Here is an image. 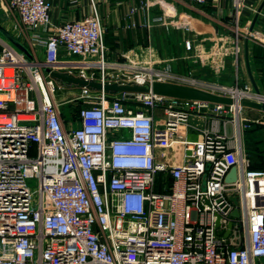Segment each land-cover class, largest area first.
<instances>
[{
    "label": "built area",
    "instance_id": "built-area-1",
    "mask_svg": "<svg viewBox=\"0 0 264 264\" xmlns=\"http://www.w3.org/2000/svg\"><path fill=\"white\" fill-rule=\"evenodd\" d=\"M4 1L14 19L9 31L32 56L0 38V264H264V170L248 157L244 105L88 86L59 99L66 85L51 71L104 84H189L237 101L264 94L239 81L199 85L155 59L108 60L94 1L89 14L63 23H53L49 0ZM233 4V47L223 42L207 53L217 73L225 67L218 52L238 68L242 35L254 34L239 24L247 0ZM157 20L192 30L181 19ZM186 46L199 48L190 38ZM64 104L78 111L65 118ZM193 129L198 139L189 138ZM177 142L182 164L170 159Z\"/></svg>",
    "mask_w": 264,
    "mask_h": 264
},
{
    "label": "crops",
    "instance_id": "crops-1",
    "mask_svg": "<svg viewBox=\"0 0 264 264\" xmlns=\"http://www.w3.org/2000/svg\"><path fill=\"white\" fill-rule=\"evenodd\" d=\"M49 1L53 23L84 17L91 12L94 1L106 26V56L110 61L124 60L125 55L139 61L155 59L157 66H169L177 74L194 78L199 85L218 81V84L233 86L239 81L241 86H249L251 92L256 93V89H259L264 94V0H247V5L240 13L239 24L242 29H249L254 34L242 35L238 68L233 65L232 55L223 56L218 52L225 63L220 73L214 70L213 57L207 59V53L223 42L233 47L232 37L235 36L237 25L233 0H212L204 5L181 0ZM159 17L181 19L190 23L192 30L187 32L163 24L157 20ZM13 20L7 13L5 1L0 0V23L12 31ZM40 32L47 35L46 31ZM0 38L10 42L1 32ZM189 38L199 48L188 49L186 41ZM43 49V46L39 49L40 56L44 55ZM204 53L202 60L200 56L203 58ZM243 114L251 120L253 135L260 140L264 136V110L244 105ZM193 123L203 126L205 122L193 119ZM229 130L232 131V128L229 127ZM192 133L199 136L196 129L189 131L188 136ZM176 147L181 150L182 156L176 155ZM260 147L263 154L264 143ZM172 152V163L182 164L185 161V150L181 142L175 143Z\"/></svg>",
    "mask_w": 264,
    "mask_h": 264
},
{
    "label": "water",
    "instance_id": "water-1",
    "mask_svg": "<svg viewBox=\"0 0 264 264\" xmlns=\"http://www.w3.org/2000/svg\"><path fill=\"white\" fill-rule=\"evenodd\" d=\"M260 11L261 9H259V13ZM257 17L258 15L255 17L251 29H253ZM0 32L20 50H22L28 56H32V53L28 49V47L19 38H17L8 29H6L1 23H0ZM47 71H50V69H47ZM51 75L57 81L63 83L66 86H70V87L88 86L95 90L104 89L111 94L126 92L128 93L129 96H133L132 92L154 91L156 93L164 94L168 96H176L187 99L207 101L210 102L211 104H215V103L232 104L235 102H240L242 105L252 106L264 110V101H256V100H248V99H242L240 101H237L232 96L223 95L221 93H217L199 86L189 85V84L175 83L170 81H155L153 84L150 83L139 84L136 82L115 81L112 83L104 84L101 81H97L95 79H85L83 77H79L62 71H51ZM256 91L257 93H261L259 89H256ZM235 177H236V168H233L230 174L228 175L227 179L232 180L235 179ZM232 200L235 203H238V198L236 196H233ZM233 215L239 216L238 209L234 210ZM217 224H219V221L217 222ZM232 225L233 222H230L229 226L232 227ZM229 232L230 230L227 233H225V235L229 236L230 234Z\"/></svg>",
    "mask_w": 264,
    "mask_h": 264
},
{
    "label": "trees",
    "instance_id": "trees-1",
    "mask_svg": "<svg viewBox=\"0 0 264 264\" xmlns=\"http://www.w3.org/2000/svg\"><path fill=\"white\" fill-rule=\"evenodd\" d=\"M253 124L246 132V148L252 168L264 170V153L261 152L260 144L264 143V136L260 140L253 135Z\"/></svg>",
    "mask_w": 264,
    "mask_h": 264
},
{
    "label": "rangeland",
    "instance_id": "rangeland-1",
    "mask_svg": "<svg viewBox=\"0 0 264 264\" xmlns=\"http://www.w3.org/2000/svg\"><path fill=\"white\" fill-rule=\"evenodd\" d=\"M41 59H45V56H41ZM71 94H73V89L66 86L64 88H59L57 91V97L59 99H64L65 97L68 98L71 96ZM76 111H78V108L74 104L62 105V112L65 118L68 116L69 113L73 114ZM189 137L192 139H198L199 136L197 134L192 133ZM177 149L178 147H176L175 149L176 155L182 156L181 150H177ZM29 185L32 187V189L37 188V180L35 178L30 180Z\"/></svg>",
    "mask_w": 264,
    "mask_h": 264
}]
</instances>
